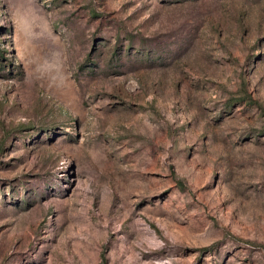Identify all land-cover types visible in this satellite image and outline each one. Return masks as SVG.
<instances>
[{
    "label": "rangeland",
    "instance_id": "1",
    "mask_svg": "<svg viewBox=\"0 0 264 264\" xmlns=\"http://www.w3.org/2000/svg\"><path fill=\"white\" fill-rule=\"evenodd\" d=\"M0 264H264V0H0Z\"/></svg>",
    "mask_w": 264,
    "mask_h": 264
}]
</instances>
